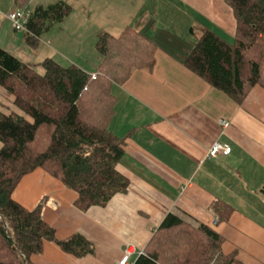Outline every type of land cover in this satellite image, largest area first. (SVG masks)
<instances>
[{
	"label": "crops",
	"instance_id": "1",
	"mask_svg": "<svg viewBox=\"0 0 264 264\" xmlns=\"http://www.w3.org/2000/svg\"><path fill=\"white\" fill-rule=\"evenodd\" d=\"M65 1L72 5V14L45 32L36 47L22 39L19 43L16 34L3 35L2 23L0 45L5 48L10 38L18 45L15 52L25 50L23 57L16 55L25 61L52 57L93 73L100 57L85 53L87 47L96 48L99 31L106 30L95 23L99 13L115 6L130 8L131 0H101L100 7L97 0ZM12 3L0 0V9L5 6L6 11ZM154 3L156 20L158 0ZM170 3L172 11L180 13L174 17L180 23L151 24L146 15L148 23L142 27L157 44L156 65L152 70L136 69L123 85L113 86L118 102L110 129L125 138L118 168L130 178L128 191L105 206L83 211L75 204L76 191L42 168L26 174L15 188L14 199L28 209L42 203L41 215L58 238L80 233L94 245L90 254L76 256L47 241L41 254L33 257L34 264H115L129 245L134 247L133 262L172 211L221 232L222 252L237 254L233 264H264V88L255 86L239 104L182 63L196 23L218 34L234 33L235 19L225 0H180L179 9ZM140 11L136 17L149 13ZM115 24L114 30H119L132 23ZM0 101V111L19 112L14 97L1 85ZM216 143L228 145L231 152L210 156ZM216 202L233 208L228 220L214 221Z\"/></svg>",
	"mask_w": 264,
	"mask_h": 264
},
{
	"label": "trees",
	"instance_id": "2",
	"mask_svg": "<svg viewBox=\"0 0 264 264\" xmlns=\"http://www.w3.org/2000/svg\"><path fill=\"white\" fill-rule=\"evenodd\" d=\"M30 1L13 0L15 9L29 11L24 30L16 31L24 32V43L36 47L73 7L58 0L29 10ZM225 1L236 23L233 41L196 23L182 63L241 104L255 86L264 88V0ZM147 18L139 17L118 35L98 33L100 61L93 73L52 57L25 61L0 45V85L24 112L0 111V264H34L33 257L47 241L76 256L94 251L83 234L58 238L41 215L42 203L28 209L13 193L22 178L38 168L76 191L75 204L83 211L105 206L128 191L130 178L118 168L125 138L110 129L118 102L113 86L123 85L136 69L156 65L157 44L142 32ZM212 208L217 222L233 212L220 202ZM220 233L169 212L133 264H233L237 254L222 252L225 238Z\"/></svg>",
	"mask_w": 264,
	"mask_h": 264
},
{
	"label": "rangeland",
	"instance_id": "3",
	"mask_svg": "<svg viewBox=\"0 0 264 264\" xmlns=\"http://www.w3.org/2000/svg\"><path fill=\"white\" fill-rule=\"evenodd\" d=\"M55 1H58V0H31L30 3H29V10H33L37 4H39L40 2H46L45 5L49 4V3H53ZM83 1H86V2H89V0H83ZM155 0H147V2L145 3L144 0H131V6L130 8H125L124 9H121L122 7L120 6L119 8H117V6L113 7L111 10L107 11V12H101L99 13L98 15V19L95 23H102L103 26H106V30L111 32L112 34L114 35H118L123 29H119V30H114L116 28V24L115 23H135L136 19L135 18H139L141 16H151L149 23H175L174 21H177L178 23H180L178 20H174V17H179V14L180 13H176L175 11H172V7L169 6L167 4L168 0H158V16L155 19V8H157V5L154 3ZM173 3H170L171 4H175L176 7L175 8H181V5L179 4L180 0H169ZM97 5H101V0H97ZM143 5V7H141ZM174 5V6H175ZM4 7L3 6L1 9H0V23L3 24V35H12V37L14 38L15 34L16 36H18V38L16 39L18 41L19 39V43H21V39L24 41V38H23V31H16L14 30V25H13V22L11 21V19L8 16L9 12L13 9H15V5L12 3L11 4V7L9 9H7L6 11H4ZM142 9V11L140 12H144V11H149V13L147 14H144V13H141V15H139V17H136V14H138V11ZM132 16V18H134V20L132 18H130L129 16ZM199 15V14H198ZM153 16V17H152ZM203 20V19H202ZM144 23H148V21L144 22ZM203 23H209L207 20H203ZM103 31V30H102ZM100 32V31H99ZM225 38H227L229 41H233V36L232 35H229V33H227L226 31H224V33H221ZM44 35V34H43ZM42 35V38L44 39ZM20 37V38H19ZM97 39V38H96ZM95 39V40H96ZM10 38H7V44H6V47L5 49L14 53L16 48L18 47L17 43H15L14 41L13 42H10ZM15 55L18 54V56H22L25 54V50H19V51H16L14 53ZM86 55L88 56H94V55H99L97 53V50L96 48H90V47H87L86 49ZM43 60V59H41ZM39 61V60H38ZM14 105V109L15 110H18L20 113H24L23 111H21L20 109H18V107ZM8 110V109H6ZM10 111V109H9Z\"/></svg>",
	"mask_w": 264,
	"mask_h": 264
},
{
	"label": "built area",
	"instance_id": "4",
	"mask_svg": "<svg viewBox=\"0 0 264 264\" xmlns=\"http://www.w3.org/2000/svg\"><path fill=\"white\" fill-rule=\"evenodd\" d=\"M11 21L13 22L15 30H24L25 23L27 22L29 18V11L23 8H17L13 11H11L8 16ZM224 126H228L229 122L226 120L221 121ZM231 152V148L228 145H223L221 143H216L213 145V147L210 149L209 155L212 157H216L217 154L223 153L228 154ZM218 220V217L216 216L215 222ZM124 255L121 259H119L115 264H133V262L130 260V255L134 252V247L132 245H129L124 250Z\"/></svg>",
	"mask_w": 264,
	"mask_h": 264
}]
</instances>
